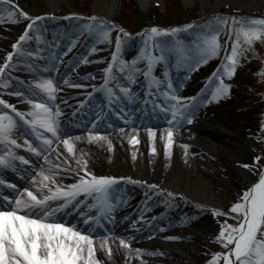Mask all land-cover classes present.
<instances>
[{
	"label": "snow or ice",
	"instance_id": "obj_1",
	"mask_svg": "<svg viewBox=\"0 0 264 264\" xmlns=\"http://www.w3.org/2000/svg\"><path fill=\"white\" fill-rule=\"evenodd\" d=\"M68 17L67 19H71ZM5 19L12 23L20 20H30L27 24V30L24 31L18 43L14 45L15 52L7 55L5 61L0 64V174L4 170H16L18 165L16 161L22 164H29L30 161L22 155H18L16 149L22 145L18 142L21 130L27 126L30 131H25V137L34 136L41 143L33 146V143L25 138L24 145L27 150L35 153L37 157L43 156L44 163L48 166L40 167L31 177L33 188L25 187L20 189L14 196L5 195L0 192V197L7 204L0 203V264H104L102 259L96 256L97 247L105 252L109 259L113 255V249L110 244V238L107 235H93L94 227L101 225V221L111 215L113 205L110 202V193L115 191L114 185L118 183L117 179L109 176L93 175L87 167L88 153L82 149L76 148L74 141L81 139V136L72 137L62 131L61 110L55 104L57 100L56 93L59 91V84L51 77H44L45 72H58L59 59L51 62V54L45 58L40 52H34L26 48V45L33 39L39 40L41 27L38 21L44 17H31L14 2V0H0V22ZM76 19H82L76 17ZM229 26L228 20L216 19L215 22H207L204 25H187L184 31L194 28H202L204 31L197 34L196 40L192 46H186L179 39L175 42L167 40H157V37H176L182 31L181 28H175L171 31H161L157 27L141 33L144 39L145 48L141 53V58L147 61L146 70H143L150 83L149 95H153L152 89L156 90L157 101L163 98V102L152 101L153 108L159 107L161 112L171 113V118L167 120L169 127L165 130L167 136L161 134L160 139L164 140V155L167 157L170 147L173 143V128L186 121L191 124L193 109L197 107L196 97H192V104L185 103V98L179 97L173 89L170 79L165 83L164 80L157 78L153 73L157 64L167 63V54L175 53L178 57L177 67L181 64L192 71L202 63H207L211 58L220 55L221 45L218 42V36L221 32L227 30L228 40L230 42V51L225 48V54L220 68L213 74L209 81V87L203 93L200 105L218 101L226 97L230 91V85L224 83V77L231 78L238 64V58L244 52L251 51L255 41L264 39V19H250L244 21L235 17ZM89 35L96 38L97 43H111L110 34L117 30L115 25H110L105 20H98L96 16L89 18V22L83 25ZM123 37L130 38V34L124 29H118ZM35 32V37L30 33ZM125 40L117 36L115 40V53L112 55V63L103 71L105 72L103 84L95 88V91L105 94L109 100V107L113 104H124L134 102L135 95L130 86H124L117 83L126 75L130 84L135 83V74L141 69L137 68V60L131 62V67L127 62L120 59L122 45ZM151 45L152 52L159 50V56L149 52ZM246 46V47H242ZM71 49H69L70 51ZM97 51L96 48L92 49ZM66 54V53H65ZM35 55L37 60L47 59L49 63L42 69L40 66L27 61L29 68L39 76V80L29 86L30 95L25 97L26 103L31 106V110L19 111L14 103L4 99V95L16 97L24 96V92L13 85L15 78L12 73L22 70L18 63L14 62V57H31ZM86 62V60H81ZM119 68L118 75L114 69ZM259 75L264 78V72ZM163 76L169 77V72L164 71ZM23 84V81H19ZM71 87H83L72 82ZM12 89V91H7ZM39 90V91H36ZM119 93V94H118ZM42 94V95H41ZM35 98V99H34ZM126 98V100H125ZM83 107V104H81ZM123 113L122 118L127 123V113L124 108L118 109ZM96 124H92L95 128ZM149 142L155 137V130L146 127ZM117 131L124 132V128H118ZM135 131V129H133ZM50 134V135H48ZM88 142L103 140L107 144L108 151H111L112 144L107 140V135L98 132H87ZM135 136H131L129 143H137ZM63 145L68 157H64L61 163H52L49 161V155L56 153L57 159L63 156L54 144ZM187 149V145H182ZM75 150V151H74ZM149 152L154 153V147H149ZM76 153H79L78 155ZM135 158V154H133ZM259 161V157L255 158ZM75 164V167L72 164ZM63 165V166H62ZM249 169L252 175L258 179L250 182V186L238 195V201L233 202L228 212L233 214L228 216V212L213 208V216H225L226 218L236 220L235 225L228 224L227 219L219 227L218 235L214 242L219 244L226 252L213 253L207 264H264V169H256L255 165H242ZM61 172H71L75 175V182L69 185H62L58 176ZM39 177V180H37ZM129 183H140L127 178ZM6 181L0 176V185H5ZM8 188L15 189V184H7ZM150 188H156V185H149ZM168 197H174L172 192L167 193ZM85 199L95 200L91 204L96 212L84 217L83 223L88 225L87 229H80L75 224H66L63 219L57 217L58 212L72 207H79ZM60 202V203H56ZM174 237H168L173 239ZM129 238L112 237L111 242L116 240L119 246L126 250L125 256L134 254L137 260H140L142 249H130ZM155 255L156 253H145ZM140 264H144L143 261Z\"/></svg>",
	"mask_w": 264,
	"mask_h": 264
},
{
	"label": "bare ground",
	"instance_id": "obj_2",
	"mask_svg": "<svg viewBox=\"0 0 264 264\" xmlns=\"http://www.w3.org/2000/svg\"><path fill=\"white\" fill-rule=\"evenodd\" d=\"M41 3L47 9H59L57 3L60 0H40ZM116 0H94V5L97 7V13L103 17H110L114 8ZM184 3L190 2V0H181ZM198 2L199 13L201 15L210 14L212 12L240 13L243 15H255L264 12V0H196ZM138 4L141 10L147 9V0H138ZM27 11V10H26ZM30 15H41L39 11L29 12ZM53 16V15H52ZM42 17V16H41ZM47 19L40 20L43 22ZM75 20V19H74ZM7 23H10L5 19L4 22H0V64H2L7 55L15 52L14 45L18 43L17 39L21 28L26 27V20H20L21 28L12 29ZM78 23L79 21H74ZM76 24L74 26H76ZM63 24H48L47 29L52 30ZM69 25H66V27ZM67 38H63L56 34L59 39L64 42L69 39L78 36L77 30L72 28L67 29ZM74 34L75 36H72ZM21 37V36H20ZM31 41L26 45V48L31 49ZM34 52H39L33 49ZM123 57L121 60H131L135 58V54L132 53L130 48H126L125 51L121 50ZM120 54V55H121ZM167 56V63L171 65L175 59L170 53ZM15 58V57H14ZM128 66L130 62L126 61ZM46 66L45 64H42ZM141 72L146 70V62L141 63ZM159 65H165L161 63ZM119 68L117 67L115 71ZM140 72V71H138ZM137 72V73H138ZM23 77L31 78L28 72H21ZM85 71L78 69L72 75H69L65 80L72 81L82 85L83 87H75L77 92L85 90L87 94L90 93L91 86H87L85 82ZM33 82L37 80V77H32ZM64 80V81H65ZM145 80V81H144ZM60 85L59 90L66 89V84ZM117 83H121L124 86H130L132 89L139 90V87H146L150 83L148 78L142 80V83L127 84L125 80H118ZM189 88H192V83H187ZM83 88V89H82ZM149 88V87H148ZM155 90V89H152ZM191 90V89H190ZM183 90L181 95L185 98V103L189 100V96L193 91ZM4 90H0L2 92ZM7 91H11L8 89ZM100 95L92 96L91 102H95L92 107L96 110H102L103 113L107 111L105 105V98ZM85 95V94H83ZM9 95H4V99H8ZM159 102H163L161 98ZM97 100V102L95 101ZM99 107H98V106ZM144 107H139L135 102L130 104V109H125V112L129 115L142 111ZM70 112H68L69 114ZM217 113H214L209 108L200 111L192 118L191 124L181 127L173 128V143L170 147V154L166 157L164 155V140L160 139L161 134L166 138L168 127H162L155 130V137L153 141L149 142L147 131L141 128H131L129 125L124 127V132L110 130L106 133H100L107 135V140L112 144L111 151H108L107 144L101 139L92 142H88L87 133L82 134L81 139L74 141L76 148L82 149L88 153L87 167L88 170L97 176H109L117 179L118 183L113 186L115 191L111 192L116 199L110 200L112 204L119 206V211L128 213L127 220L131 216L135 222L132 225L122 228L123 223L126 222L125 218L120 217L122 214L116 217L115 221L112 220V226L104 235L109 236L110 244L113 249V255L111 259L105 254V252L99 250L97 247L96 256L98 259H102L104 264H140L141 261L144 264H201L203 257V242H207L209 229L208 223L204 218H195L190 222L185 221L186 228L185 233L180 235H174L166 232L162 226H159L151 236L143 237V230L149 222L156 219V213H151L153 206H158L162 215L169 216L167 222L174 227H181V223L186 216L192 217L191 211H211L213 208L218 209L222 206V200L227 195L224 190H217L221 185V179L219 174L224 171V163H229L228 160L234 161L235 165H232L234 169L242 176V178L249 184L253 181L252 175L246 170L238 159L242 155L245 146L241 144L237 139H231L232 146L223 144L222 134H229L230 137L235 133L232 131L234 128L228 123H216ZM99 116L98 118H100ZM135 129V131H133ZM95 132L94 130H90ZM131 136H135L137 143H129ZM235 137V136H234ZM247 144V143H245ZM187 145V149L182 147ZM154 147L155 152L150 153L149 147ZM63 156L57 159L56 153L53 152L49 155V161L52 163H61L64 157H68L67 152L63 149L62 143L57 145ZM75 151V150H74ZM77 155L79 153H76ZM135 154V158H133ZM228 156V157H227ZM71 161V157H68ZM223 160L224 163L221 161ZM48 165L43 163V167ZM63 166V165H62ZM73 167L75 164L73 162ZM127 178H131L133 181H139L140 183H129ZM75 175L71 172H61L58 176V180L62 185H69L75 182ZM39 180V177H37ZM228 181L225 179V183ZM149 185H156V188H150ZM27 186L33 188L34 185L30 181ZM172 192L174 197H168L167 193ZM110 193V194H111ZM83 203L77 207L79 213L88 209H92L96 212L95 208L91 207V204H95V200L91 198L85 199L80 197ZM146 202H144L143 200ZM171 200L177 201L178 204L173 203L168 205ZM60 203V202H56ZM85 205V206H83ZM176 206L181 210L171 216L172 212L176 210ZM71 208H75L72 207ZM175 208V209H174ZM116 210L113 208L111 215ZM182 215V217L180 216ZM77 227H81L82 219H75V213L72 215ZM158 218V217H157ZM117 220V221H116ZM184 222V223H185ZM164 224L166 222H163ZM142 225V227H138ZM88 226V225H87ZM94 226V224H93ZM102 235V236H104ZM112 237H125L129 238L130 249H142L140 260L135 258L134 254L128 259L125 256L126 250L119 246L118 240L114 243L111 242ZM168 237H174L168 239ZM204 244V243H203ZM156 253L155 255H147L145 253Z\"/></svg>",
	"mask_w": 264,
	"mask_h": 264
},
{
	"label": "rangeland",
	"instance_id": "obj_3",
	"mask_svg": "<svg viewBox=\"0 0 264 264\" xmlns=\"http://www.w3.org/2000/svg\"><path fill=\"white\" fill-rule=\"evenodd\" d=\"M14 2L19 6L24 12L26 10H43L45 6L40 0H14ZM57 6L62 12V16L68 18V16L80 17L84 19L80 23L83 27L85 23L89 20L85 19L87 16H96L98 20H101V16L97 13V7L94 5V0H60ZM199 13L198 2L196 0H190L188 3H184L181 0H147V9L141 10L138 4V0H116L112 14L106 19L110 25H115L117 30H114L110 34L111 43H97L94 36L89 35L87 37L88 46L83 49V54L81 56H72L76 51H80L81 43L78 40H84L83 33L79 34L75 40H70L71 43L69 48L66 49V53L71 55L69 59L75 57L77 63L72 68V72L76 69L84 70L90 75L87 80H93L100 84L103 83V70L111 65L113 49H115V40L117 36H121L126 44L127 38L123 37V34L118 31L117 25L121 26L125 32L131 35H136L139 39L138 47L142 52L145 48L144 39H142L141 31L144 32L150 30L153 26L148 20L152 19L154 22V27L159 28L161 31L168 30L171 31L175 28H181L182 31L178 33V37L186 35L190 30H194L196 33L204 31L202 28H194L188 31H184L187 25H204L207 22H215L216 19L229 18L228 23L231 26V17L237 19H242L248 21L250 19H264V12L255 15H243L240 13H229L225 14L221 9L219 15H210L206 18H201L197 16ZM117 20L113 23L112 20ZM142 31V32H143ZM87 32V31H86ZM143 32V33H144ZM162 37H157V40H161ZM79 40V41H80ZM136 39H134L133 44H135ZM196 40V39H195ZM194 40V41H195ZM183 44L186 46H192L193 41L182 40ZM218 42L221 45L220 55L215 58H211L207 63H202L192 71H188L182 64L179 66L180 69L177 70L176 75H180L183 72L190 73L188 79L192 83V88L184 87L186 90L193 91V96L196 97L195 103L197 107L195 109H206L209 108L214 113H217L216 123H228L235 133V137H230L229 134H222V141L224 145L232 146L233 143L231 139H237L241 144L245 146L242 155L238 159V163L241 165H255L256 169L264 168V78H262L259 73L264 72V39L255 41L252 45V50L244 52L238 58V64L235 68V72L231 78L224 77V83L230 85L229 94L226 97L219 99L218 101H212L203 105H200V100L202 99L203 93L206 88L209 87V81L213 78V74L216 72L223 61L225 54V48L227 47L230 51V42L228 40L227 30L221 32L218 36ZM123 44V45H124ZM242 47H246L243 46ZM96 48L97 51L93 52L92 49ZM69 49H71L69 51ZM149 52H151V45H149ZM92 55L94 57H92ZM93 58V59H92ZM81 60H86V62H81ZM137 60V59H136ZM94 63L91 65L90 63ZM90 62V63H89ZM131 64V63H130ZM105 73V72H104ZM162 76V74H161ZM171 79V75L167 78ZM167 80L165 82H167ZM178 85V80L176 79L173 83V89L176 91ZM182 87V88H183ZM193 101L190 103L192 104ZM126 123L124 119H118V122ZM128 123V120H127ZM247 143V144H245ZM228 157V156H227ZM256 157H259V161H256ZM223 163L224 161L221 160ZM228 164L224 163V171L219 174L221 179V185L217 190H224L226 196L222 200V206L218 209L224 212H228L229 207L233 202L238 201V195L242 194L250 184L245 181L242 176L234 169L232 165H235L234 161L228 160ZM249 171V169L245 168ZM252 175V173L249 171ZM253 181L258 179L257 176L252 175ZM225 179L228 181L225 183ZM176 203L177 201L171 200L168 205ZM182 208V207H181ZM181 208L176 206L171 216L177 214ZM175 209V208H174ZM159 208H153L151 213H158V218L149 223L148 227L145 229L146 234L153 233L157 227L162 226L163 222H166L165 230L174 235H180L185 233L188 229L186 228V222H190L195 218H204L205 222L208 223L207 235L209 236L207 242H203V257L201 264H207L211 255L216 252H226L227 250L222 248L219 244L215 243V237L218 235L219 227L227 219L228 224L235 225L236 220L226 218L225 216H213L212 211H191L192 217L186 216L184 221L181 223V227H174L169 225L167 220L169 216H161ZM233 214L228 212V216L231 217ZM182 217V215L180 214ZM161 217V218H160ZM161 222H159V220ZM132 223L135 222L134 219L130 220ZM185 222V223H184ZM140 226V225H138ZM221 264L223 262L221 261Z\"/></svg>",
	"mask_w": 264,
	"mask_h": 264
}]
</instances>
